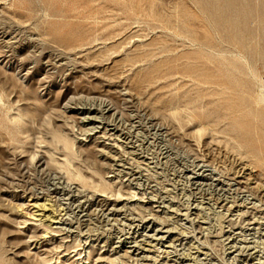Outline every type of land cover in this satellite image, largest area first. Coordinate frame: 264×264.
<instances>
[{
    "label": "rangeland",
    "instance_id": "obj_1",
    "mask_svg": "<svg viewBox=\"0 0 264 264\" xmlns=\"http://www.w3.org/2000/svg\"><path fill=\"white\" fill-rule=\"evenodd\" d=\"M196 69L224 78L232 117L203 101ZM83 104L133 147L91 138ZM233 160L264 185V0H0V264H264V202ZM46 194L62 211L42 237L17 207ZM142 224L177 240L119 256ZM252 243L256 260L235 247Z\"/></svg>",
    "mask_w": 264,
    "mask_h": 264
},
{
    "label": "bare ground",
    "instance_id": "obj_2",
    "mask_svg": "<svg viewBox=\"0 0 264 264\" xmlns=\"http://www.w3.org/2000/svg\"><path fill=\"white\" fill-rule=\"evenodd\" d=\"M242 75H243L242 72H236L232 76V79H234L235 82H238V79H240L239 77H241ZM188 76H190L193 79L192 81H193V83L196 86L195 89L198 92H203V94H202L203 101H206V102L207 101L216 102L217 104H219L222 108H224L227 111L226 113L229 116L232 117V115H233V113L235 111L232 110V105L230 104V101H229V88L223 84L224 83L223 82L224 81V78H221V76L220 77H218V76L216 77L215 75H212L210 73L204 72L202 70H197V69H196V71L193 74H190V75L188 74ZM124 92H125V94L129 95L130 97H133V95L135 96V94L132 91L128 90V89H125ZM75 109H76L75 110L76 112H78V113L80 112V113L83 114V116L81 117V120H83V122H85V124H90L89 127L87 126L88 127L87 128V131L88 130L90 131L91 138L98 139L99 142H100V144L103 145L104 147L109 148V149L116 148L117 147L113 142H106V141L103 140L104 135L107 134V133H108L109 140H112L113 141V139H112V137H113L114 140H116V142L120 141V143L124 144V147L125 148L126 147H128V148H132L133 147V145L130 143V141L129 140H126L124 137H121L120 134L117 133L114 128H110L107 131L106 128H104L105 126H102L101 125L102 122H100L99 116H97L95 114V113H98L97 112L98 111L97 109L95 110V109H93L91 107H87L84 104L82 106L76 107ZM109 130L111 132H109ZM52 135H53V137L57 141H61L63 143V145H64L65 148L70 149V145L68 144V142L66 141V139H64L62 136H60L56 132H52ZM203 142H205V141H203ZM99 152L102 153L103 156L109 157L110 159L112 158L115 161L117 160L118 157H120V156L117 157L116 156V153H114L113 151L110 152V151H105L103 149H100ZM220 161H221V159H220ZM225 162H226V160H225ZM117 163H118V161H117ZM122 164H120V163L117 164V166L120 167V169H117V171H119L120 173L122 171H124V168H127V167H125ZM219 164H220V162H219ZM222 164H223V162H222ZM227 169H229L230 175L232 176V178L234 180H236V183L237 184H239L240 186H242L246 190H248L253 195V198L258 199L259 201L264 202V185H262L261 183H259L258 181H256L254 179V177H252V171L253 170H252V167H251V165L249 163H247L245 161H242V160H233V161L230 162V164H229V166H228ZM203 172L204 171L202 169L200 171L192 172L190 175H188V178H190V180L192 181V184H195V186H196L197 184H200L201 183L200 180H202L203 177H207L206 174H204ZM127 173L128 174H131V172H126V174ZM208 174L210 175V173H208ZM78 178H79V180L82 183H85V180L81 176H79ZM198 187H199V185H198ZM250 197H252V196H250ZM55 198H57V197H55ZM55 200L56 199L53 198V195L51 196L50 194H46V195H42V196H39V195L38 196H31L30 195V196H28L26 198V202H25V205L24 206L22 205L20 207H17V209H18L17 211H19L20 214H22L24 216L25 221H27V220H34L37 224L44 225L45 228H44V230H43V232L41 234V236L43 237L47 233H49V231H48V229L46 227H51L53 224L59 222V220H60V216H61V213L60 212L62 211V206H60L61 203L59 204ZM234 206L240 207V206H242V204L240 202V204H235ZM250 207L253 208L252 206H250ZM117 208H113L112 210L116 211V210H118ZM246 208L244 209V211L245 210L247 211ZM171 209H172V207H171ZM169 210H170V208H169ZM257 213H258V211H257ZM253 215L255 217H253ZM253 215H252V217H253L252 218V222L255 224L256 222H258V219H261V217L255 215V213H253ZM63 218H66V217H63ZM262 218H264V217H262ZM258 224H260V221L258 222ZM68 230H67V232H68ZM149 231L150 232L152 231V232L150 233ZM131 234L123 235V237H121V236L120 237H117L118 240H117L116 243H118V245H116L115 248L117 249L116 252H120L121 251V254L119 256H123V255H126V254H133L134 256H136L137 258H139L140 260H146L148 258V256L145 255L144 253H146L148 251H151L152 249H155V246L156 245L160 244V246L164 248L161 251L163 252V254H165L168 251L166 249L169 248V247H172L174 245L173 244L174 241L177 240L176 234H175V232L171 228H166L164 230H162L161 228L152 229L151 226H148V225L143 226V224L140 225V226L138 225L137 226V229L133 233H131ZM244 239L241 238V240L246 243V241ZM252 242L254 243V241H252ZM249 245H241L240 244L239 246H235V247H238V249H242V248L248 249L249 252L247 253V255L249 257L253 258L254 260H256V257H255L256 256V248H257L256 246H258V245L257 244H253L252 246H251V244H249ZM165 256L167 257V254ZM193 258H194L193 256H188V258L186 257V260L189 259V261H190ZM194 259H193V261H194ZM258 259L259 258H257V261H255L254 264H259ZM183 264H192V262H186V263H183Z\"/></svg>",
    "mask_w": 264,
    "mask_h": 264
}]
</instances>
